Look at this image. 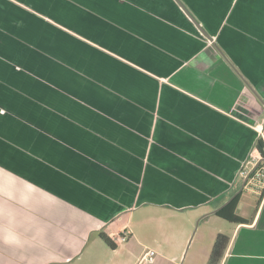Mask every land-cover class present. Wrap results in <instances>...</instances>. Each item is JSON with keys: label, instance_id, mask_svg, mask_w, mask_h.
Returning a JSON list of instances; mask_svg holds the SVG:
<instances>
[{"label": "crops", "instance_id": "1", "mask_svg": "<svg viewBox=\"0 0 264 264\" xmlns=\"http://www.w3.org/2000/svg\"><path fill=\"white\" fill-rule=\"evenodd\" d=\"M263 122L264 0H0V264H186L153 217L264 264Z\"/></svg>", "mask_w": 264, "mask_h": 264}, {"label": "rangeland", "instance_id": "2", "mask_svg": "<svg viewBox=\"0 0 264 264\" xmlns=\"http://www.w3.org/2000/svg\"><path fill=\"white\" fill-rule=\"evenodd\" d=\"M62 24L56 23L54 21V27L55 29L62 30ZM256 191L255 188H251L249 190L248 187H245V193L250 191L253 193V191ZM248 195V194H247ZM145 207H154V206H145ZM168 210H171L170 207H166ZM140 210H137V214L134 215L133 224L136 226H140L141 224V216L138 214ZM179 214L178 211H174ZM185 214H180V216ZM170 216V214L168 215ZM166 221V220H165ZM206 223L207 220H204ZM200 222V226H199ZM166 223V222H165ZM164 224V221H160L153 217L150 220V223H148V228L144 229V237L145 241L148 242L151 245L158 246L159 242L164 241L163 245L165 246V250L167 253H173V255H179L181 253V250L184 248L183 252V260L186 259V264H206V261L208 260L207 254L210 252L211 244L215 242V239L213 241L211 231L210 229L204 227L205 225L201 223L198 219H185V222L181 229H178L179 231L173 232V228H169L170 222H167L166 226L161 225ZM172 225V224H171ZM164 230L162 234V238H158V229ZM152 229L153 232L150 234L149 230ZM191 233V234H190ZM139 234L142 235V231L139 229ZM216 238V237H215ZM175 244L176 248L173 247V243ZM214 244V243H213ZM151 250V249H150ZM155 250V249H153ZM156 251V250H155ZM156 255V254H155Z\"/></svg>", "mask_w": 264, "mask_h": 264}, {"label": "built area", "instance_id": "3", "mask_svg": "<svg viewBox=\"0 0 264 264\" xmlns=\"http://www.w3.org/2000/svg\"><path fill=\"white\" fill-rule=\"evenodd\" d=\"M258 138L262 141V148L257 147L256 152H252L243 163L239 174L244 177L246 184L256 191L264 192V122L259 125ZM126 237H123L125 239ZM154 250H148L145 255L150 260L155 255Z\"/></svg>", "mask_w": 264, "mask_h": 264}, {"label": "trees", "instance_id": "4", "mask_svg": "<svg viewBox=\"0 0 264 264\" xmlns=\"http://www.w3.org/2000/svg\"><path fill=\"white\" fill-rule=\"evenodd\" d=\"M259 148H262V141L261 139H258V145ZM238 195L235 196L227 205H225L223 208H221L217 214L231 222H247L246 219L241 217L236 213V204H237ZM102 238L105 240V242L111 246L115 247L116 244L114 241L105 233H102ZM230 241V235L225 232H220L216 236L212 251L209 256V261L207 264H219L221 258L224 255V252L228 246V243Z\"/></svg>", "mask_w": 264, "mask_h": 264}]
</instances>
